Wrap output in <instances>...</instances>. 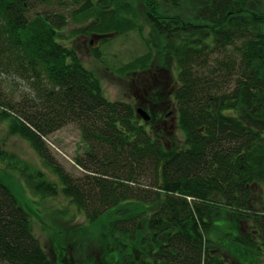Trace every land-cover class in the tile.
Instances as JSON below:
<instances>
[{
    "label": "trees",
    "instance_id": "trees-1",
    "mask_svg": "<svg viewBox=\"0 0 264 264\" xmlns=\"http://www.w3.org/2000/svg\"><path fill=\"white\" fill-rule=\"evenodd\" d=\"M111 2L0 0V121L42 161L38 167L0 152L7 173L0 176V262L234 264L227 251L233 243L226 248L222 238L255 251L252 239L241 237L242 223L259 224L251 214L264 198V0H139L147 9L141 16L135 1ZM70 26L117 76L168 71L174 91L148 90L163 103L150 121L138 118L142 102L106 96ZM129 41L135 50L125 60L119 55ZM169 112L177 114L178 135L160 125ZM68 126L83 144L77 177L47 141ZM6 157L17 159L9 164ZM11 178L22 180L21 189L8 186ZM60 191L75 211L58 213L64 229L53 220L58 249L50 254L35 234L37 217L48 223L44 213H32L33 200L47 212L46 201ZM82 213L86 221L76 228ZM226 218L234 225L229 235L212 236ZM94 228L105 253L69 257Z\"/></svg>",
    "mask_w": 264,
    "mask_h": 264
},
{
    "label": "rangeland",
    "instance_id": "rangeland-1",
    "mask_svg": "<svg viewBox=\"0 0 264 264\" xmlns=\"http://www.w3.org/2000/svg\"><path fill=\"white\" fill-rule=\"evenodd\" d=\"M116 0H112L111 4L115 2ZM135 1L137 4V8L139 9L140 16L144 15L147 11L146 7L143 6L142 3L139 2V0H132ZM77 28L70 26V28L67 29V32L69 33L72 43L78 48L79 54L81 56L82 62L93 69L98 76L101 78L103 82L104 92L106 96L112 100V101H126V102H132L136 99V90L134 83L136 81H133V79H136V76H128V77H120L117 76L116 73L109 71L106 69L102 64L93 57V55L90 52V39L83 37L81 34H78L75 32ZM74 40V41H73ZM96 45V43H94ZM129 47L127 50H125L122 54L119 56L125 60L128 58V50H135V42L129 41L128 43ZM167 65H169V62H166L165 67L168 69ZM172 68H174V65H171ZM151 79V78H149ZM17 100L21 96H16ZM139 116V115H138ZM141 121L143 119L139 116L138 117ZM7 130V122L5 120L0 121V152L3 151H10L11 153H14L18 156V158L25 159L28 161H31L35 164V166L42 167V161L38 158L36 152L29 146V144L21 137L19 136H13L9 135ZM180 131L176 132L178 135ZM173 136V135H171ZM6 139V142L2 143V140ZM50 147L53 149V151L56 153L58 160L63 164L65 169L68 172H71L75 175V177L79 176L81 170L75 166L74 159L77 155L81 154L83 150L80 149L81 146H83L80 138V133L74 126H68L60 131L53 134L51 137H49ZM17 158H10L6 157L5 162H14ZM0 166V176H6L7 173L5 171V164L2 163ZM1 179V178H0ZM6 182L10 183L11 185H7L12 188L21 189L22 186V180L11 178L6 180ZM254 188V187H253ZM255 191V188H254ZM32 196L33 192L30 193ZM263 197H264V191H263ZM62 192L57 195L58 199H63L61 202H59L58 199H51L46 201L47 206V212H44V208L42 204L38 203L39 199L33 200L34 203V210L32 213L38 214L42 217V213H44L43 218H45L47 225L38 224V221H40V217H37L36 225H35V234L38 236L41 244L48 248L49 253H52V249L55 248L58 249L54 244L57 243V240H52V229L51 226L53 225V220L56 221L58 224L57 226L61 229L66 228V225L64 224L63 220L61 219L63 214H58L59 212L66 211L68 207L70 206V202L68 199H64L62 197ZM255 210L257 212H261L264 214L263 211H261V205L257 203V207H255ZM68 211H75V208L70 206ZM225 212H228V210H225ZM49 217H51L49 220L48 217H46L47 214ZM50 221V222H49ZM86 221V215L85 214H79L77 218H75V221L73 222L74 226L78 228L82 222ZM41 222V221H40ZM77 224V225H76ZM215 225L219 226L216 231H214L211 235L214 236L215 233L219 232V230H222V234H228L229 231H231V227L234 226L231 224V220L229 218H226L222 221H219V223H215ZM225 227V229H224ZM45 228V229H44ZM66 234V233H65ZM64 234V236H65ZM216 235V234H215ZM229 235V234H228ZM62 234L58 235V238H60ZM96 236V241L93 242V238ZM99 236L97 228H94L92 233H90L89 236L84 237V242L82 244V241H77L79 246L75 250H73V255L71 253L68 254L69 257H74L75 259H83L87 253H92L94 256L105 253V248L103 247L102 240L103 238L97 237ZM233 237V235H232ZM214 238V237H213ZM231 237L226 236L223 237L224 242L226 243L225 247L228 248V243H233L230 247V250L227 251L232 254H235V257L237 258V262L239 264H264V251H254V250H248L245 252L244 246L239 243L238 241H231ZM217 242H220L222 240L218 238H214ZM54 245V247H53ZM232 252V253H231ZM100 254V256H101ZM97 259H102L101 257H98ZM0 264H3L0 262Z\"/></svg>",
    "mask_w": 264,
    "mask_h": 264
},
{
    "label": "flooded vegetation",
    "instance_id": "flooded-vegetation-1",
    "mask_svg": "<svg viewBox=\"0 0 264 264\" xmlns=\"http://www.w3.org/2000/svg\"><path fill=\"white\" fill-rule=\"evenodd\" d=\"M160 72V71H159ZM165 73V74H164ZM151 78V79H149ZM133 81H136L134 83L135 90H136V99L138 102H142L141 105L137 108V110L142 109L143 111L147 112L150 116L151 120V114L157 110H159V105H162L163 103H155L151 98H149L148 90L154 91L156 89H159L161 87L167 88L168 94L171 95L174 91L173 85V78L170 74H168V71L164 70L162 71V74H157L155 72H146L141 75V78L139 79H133ZM142 91L144 92L145 96L142 95ZM147 96V97H146ZM150 99H146V98ZM135 102V100L132 99V102ZM137 103V102H136ZM137 105H139L137 103ZM170 107V106H169ZM149 120V121H150ZM160 125L167 128L170 127V133L167 135H174L176 132H178V123H177V114H173V112L166 113L162 115L160 118ZM163 140L166 142L167 147L170 146L171 141L166 138V136H162ZM257 203L261 205V211L264 212V198L261 200H257ZM251 215H258L259 216V224L256 225L251 222L249 219L243 221L242 223V229H241V237L246 238L249 237V239H252L253 243L255 244V251H264V214H262L260 211H255L254 214ZM239 241V240H237ZM214 252H217V250H214ZM232 253V252H231ZM232 256V258L237 259L235 257V254H229ZM222 258H226L224 255H222ZM230 259V257L228 256ZM234 264H236L234 261H232Z\"/></svg>",
    "mask_w": 264,
    "mask_h": 264
},
{
    "label": "water",
    "instance_id": "water-1",
    "mask_svg": "<svg viewBox=\"0 0 264 264\" xmlns=\"http://www.w3.org/2000/svg\"><path fill=\"white\" fill-rule=\"evenodd\" d=\"M138 115L144 120V121H149L150 116L148 115L147 112L143 111L142 109L138 110Z\"/></svg>",
    "mask_w": 264,
    "mask_h": 264
},
{
    "label": "crops",
    "instance_id": "crops-1",
    "mask_svg": "<svg viewBox=\"0 0 264 264\" xmlns=\"http://www.w3.org/2000/svg\"><path fill=\"white\" fill-rule=\"evenodd\" d=\"M230 260L233 261L232 256H230ZM235 263H236V264H239V263L237 262V259H236Z\"/></svg>",
    "mask_w": 264,
    "mask_h": 264
},
{
    "label": "bare ground",
    "instance_id": "bare-ground-1",
    "mask_svg": "<svg viewBox=\"0 0 264 264\" xmlns=\"http://www.w3.org/2000/svg\"><path fill=\"white\" fill-rule=\"evenodd\" d=\"M217 217H218V215H217ZM215 220H217V218H216ZM218 221H219V220H218ZM215 227H216V228H220V225H219V226L215 225ZM215 231H216V229H215Z\"/></svg>",
    "mask_w": 264,
    "mask_h": 264
}]
</instances>
